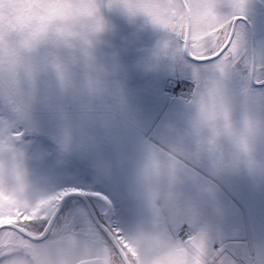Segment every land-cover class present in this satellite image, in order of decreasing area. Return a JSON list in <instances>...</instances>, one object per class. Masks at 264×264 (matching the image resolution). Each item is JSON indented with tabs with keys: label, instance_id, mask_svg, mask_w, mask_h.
<instances>
[{
	"label": "flooded vegetation",
	"instance_id": "obj_1",
	"mask_svg": "<svg viewBox=\"0 0 264 264\" xmlns=\"http://www.w3.org/2000/svg\"><path fill=\"white\" fill-rule=\"evenodd\" d=\"M251 1L256 6L264 5V0ZM188 6L192 14L191 5L188 4ZM252 6L254 5L248 1L245 11L238 7V13L231 17H244L236 22L235 38L237 40L247 38V41L240 50V57L223 64L221 57L197 63L186 56L180 30L186 26L184 18L182 25L176 28L169 20L166 25L159 24L156 28V41L154 43L152 41L150 47H147V42L144 45H137L146 41L147 32L142 28L146 26L141 23L142 27H138L145 40L141 37L135 44L130 40L131 27L133 28L134 23L131 24L125 19L123 27L125 23L127 29L118 35V40L124 43L127 51L119 55L115 52L116 35L112 28L105 35L104 42L99 45L96 55L106 61V64L102 65L111 74L108 79L120 86L126 102L121 100L116 108L108 106L92 108L82 98L81 88L77 85L76 95L69 97L71 90L67 97L63 98L59 94L61 108L50 112L55 113L52 117L53 121L58 119L60 122L73 124L70 132L76 135L75 141L86 152L83 159L89 162L86 164L81 160V165L92 166L94 174L100 176L99 187L103 186L108 190L106 192L104 189L97 188L104 193V196L92 195L91 203L95 212L100 218L103 212L108 213L111 215V221L118 222L116 219L118 213H125L124 211L130 207L117 204L118 200L114 198L117 196V191L121 189L123 195L126 194L135 201L139 198V202L144 205L136 206L133 201L135 208H141L142 213L147 212L152 218L151 227L146 233L147 238L142 241L156 250L151 233L159 223H163L168 232L187 224L197 231L198 236L204 233V246L208 243V239L211 241L216 236L228 238L230 231L233 233L238 231V235H244V240L248 239V242L250 240L252 245L250 251L241 244V256L250 264H264V196L256 192V197L251 202L257 210H253L251 205L252 211L232 199L236 196L237 201L243 202V198L238 200V175L229 171L237 172L238 152L232 149L219 129L214 130L202 121L188 122L184 119L190 115V106L198 92L197 89L191 95L180 94L179 96L171 95L166 89L170 79L196 80L194 83L198 90L210 82L218 81L232 104L233 118L237 122L242 114L241 108L247 109L250 105L257 107L259 101L256 97H263L258 91L264 86L253 88L251 92L247 87L264 85V63H261V60L258 61L259 43L250 13ZM112 16L111 21L114 22L116 19L119 21V18L113 19ZM253 46L256 49L254 66ZM147 54H153L155 58L149 55L147 57ZM147 58L150 61L148 64ZM179 64L184 67L181 69L183 71L181 75L176 73L179 70ZM123 65L126 66L125 69ZM196 70L209 71L202 80L203 83L200 81V76L196 75ZM0 103L7 105L6 110L0 107L2 129L14 133L13 125L17 124L19 127L23 126L27 133L43 134L42 137L52 140L53 146L57 147L61 153L64 148L66 149L64 140H53L47 134L34 130L31 120L23 117L12 104L7 102L1 90ZM115 111L120 113L118 120L114 118ZM62 130L70 129L63 127ZM149 132H152V137L157 144H153L147 138ZM196 135H203L216 144L210 146L211 148H224L227 153L223 161L228 166L212 167L209 161L194 158ZM25 140L19 142V144L22 143L21 150L34 151L35 142ZM162 140L167 145L164 155H161ZM184 143L189 145L192 153L184 151ZM50 145L49 142H42L43 147ZM256 147L258 157L264 158V143H258ZM25 157L28 165H35L34 158ZM44 157L49 158L48 153ZM17 158L19 161L20 157L17 156ZM64 159H66L64 167H68L69 158ZM103 159L107 161L103 162ZM116 160L121 162L120 167L114 165ZM78 162L79 159L75 158L72 164ZM39 165L42 169H46L49 164L45 160ZM260 165H262L260 169L262 173L257 177H264V164ZM124 166L127 167V175L119 170ZM219 167L221 171H217ZM139 169L142 171L136 178H139L142 185L137 197L126 187V182L130 178H133L130 179L132 182H136L133 175ZM221 173H223L222 176ZM262 180V187H264V179ZM65 189L68 188L65 187ZM90 191L95 193L94 190ZM158 201L160 203H157ZM259 205L261 207L258 209ZM84 206V210L87 211L85 204ZM101 219L108 227L111 226L107 218ZM87 239L95 246L110 247L111 245V242L107 240L108 237L100 229L97 230L96 238L88 237ZM197 239L200 241L199 237ZM118 242L121 245V242ZM186 257L187 255H184V264H188ZM113 259L118 260L117 253H109L105 256L103 264H112ZM162 264L167 263L162 260Z\"/></svg>",
	"mask_w": 264,
	"mask_h": 264
},
{
	"label": "rangeland",
	"instance_id": "obj_2",
	"mask_svg": "<svg viewBox=\"0 0 264 264\" xmlns=\"http://www.w3.org/2000/svg\"><path fill=\"white\" fill-rule=\"evenodd\" d=\"M177 1L178 0H147V11L153 20V27H142L140 22L134 23L133 28L131 27L132 33L130 34V40L135 44L140 41L141 37L143 40H145L143 33L141 35L140 30H138V27H142L147 32L145 37L146 41H143L137 45H144L145 42H147V47H150L151 42L153 41L154 43L156 41V28L159 26V24L166 25L167 20H169L174 25V28L178 26L180 27L182 25L183 11L181 10V7ZM248 1L250 4L254 5L252 6L253 9L250 13L252 14L254 28L256 29L258 35V61L261 60V63H264V5L262 4L263 6H256L251 0H247V2ZM3 2L4 0H0V5H2ZM231 8L232 12L231 14H228L222 11L220 0H194V2L191 4V15L198 16L200 18L208 17L212 20L230 19L233 15L238 13V5L233 2L231 4ZM112 18H119V21H117V19L114 22L111 21L116 35V44L114 50L119 55L123 53V51H127L124 43L118 40V35L126 31L127 26L124 23L123 27V21L125 20L123 16L119 14H113ZM246 41L247 38H240L238 40L239 50L243 49V45H245ZM148 55L149 54L146 56L148 57ZM96 56L98 62L101 65L106 64V61L102 60L101 56ZM149 56L155 58L153 54ZM148 63H150L149 58H147V64ZM124 66L125 65H123V68L125 69L126 66ZM178 66L179 70H177L176 73L181 75V73H183L181 69L184 67L181 64ZM107 67H109V65H107ZM27 71L29 72V75H31L33 70L28 69ZM208 72L209 71L206 70H196V75L200 76V81L202 83V80H204ZM194 78L198 79L197 77ZM171 80V85H173L172 87H177L175 90L182 88L186 91V94L190 92L192 94L196 89L198 91V88L194 83L196 80ZM76 88L77 87L71 89L72 92L70 93L69 97L76 95ZM170 89L171 88H168L167 90L170 92ZM0 90L5 95L7 102L12 104V106H14L23 117L31 120V125L34 127V130L47 134L53 138V140H64L67 145L66 149L64 148L61 154L53 155L52 152H49L47 147L42 146L43 134H34V141L36 144L34 146V151L30 152L26 149L21 150V148L13 149L12 144L9 141L8 133L6 130L2 129L0 125V153L8 152L10 154L9 162L7 164H5L3 161H0V206H5L6 204L11 203L12 208L15 211L17 207L24 208L37 205L38 202H42L46 198L53 196L58 190H64V187L68 188L65 191L71 192L70 195H67L63 198L62 206L50 228L48 233L49 236L46 242H35L23 239L22 237L17 236L15 233L0 232V255H2L4 251L12 252L14 250L17 252L20 250H26L36 257L38 264H51L53 256L59 259L60 264H85V261L93 258V256L98 257L103 261V258L109 255V248L103 250L101 246H94L91 243L92 241L90 242L87 239L88 237H97V230L99 229V226H95L94 222L89 216V213L84 210V204L91 203V199L93 198L92 195L94 196L101 194L104 196V193L98 191L97 188L104 189L106 192H108V190H106L103 186L99 187L100 176L98 174H94L92 166L89 167L85 164L81 165V160L86 164H89V162L83 159V156H86V152H84L85 150L82 149L80 145L78 146V143L75 141L74 137H76V135L70 132L73 128V124L70 122L66 124L64 121H58V119H56V121L52 120V117L55 115V113L50 112L57 111L61 108L59 99L60 93H52L50 96L41 94L35 82L32 83L31 88L27 92L13 90V93L10 96L5 94L2 84H0ZM258 93H260V96L263 97H256L259 101L257 107H252L250 105L247 109L241 108L242 113L244 111H250L254 114L264 115V88L259 90ZM61 96L63 98L67 97V95L64 94H61ZM13 127L18 128L19 125L15 124ZM63 127H67L70 130L63 131ZM195 137L196 141L193 151L194 158L197 160L205 159L206 161L210 162L212 167L216 165L228 166V164L223 161V157L227 153L224 148H211L210 146H214L216 144L203 135H196ZM188 150L189 145L184 143V151L192 153V151ZM47 153L50 155L49 158L44 157ZM17 156L20 157L21 160L19 159L18 161ZM25 156L34 158L35 165H28L26 163ZM64 158H69L70 163L68 162V167H64V161H66ZM75 158L79 159V162L73 165L72 162L75 160ZM45 160L49 165L46 166V169H42V166L39 164ZM103 160V162L107 161V159ZM16 161L18 162L16 163ZM112 165L113 162L111 166ZM114 165L116 167H120L121 162L116 160ZM126 168L127 167L124 166L119 170L123 171L124 175H127ZM261 168L262 165L255 161L245 159L238 152L237 172L229 170L232 174L237 173L238 175V200L243 198V202L241 203V201H237L236 196H233L232 199L242 207H247L249 211H252L251 205L253 210H257V208H255L251 202L254 201L256 192H259L260 196H264V187H262V179H264V177H257L258 174L262 173L260 171ZM219 170L221 171L220 167L217 169V171ZM141 171L142 169L136 170L135 174L133 175L136 179V182H132L130 180L133 178H130L126 182V187L135 193L137 197L139 196L142 183H140L139 178L136 177H139L137 174H140ZM222 174L223 173H221V176ZM115 177L120 178L119 176ZM90 190H94L95 193H92ZM114 198L118 200L117 204H119V206H129L130 209L128 208L127 211H124L125 213H118V218H116L118 222L116 220L111 221V215L103 212V215L101 214V218H107L111 226L126 229L130 223L138 220L144 215V213L141 212V208H135V205L133 204L134 201L136 206L144 205L139 202V198H137L138 201H135L134 198L131 199L126 194L123 195L121 189L117 191V196ZM157 203H160V201ZM260 207L261 205L258 206V209ZM93 210H95L94 207ZM260 211L263 212V210ZM96 216H98L97 218L100 224L108 228V226L102 221L97 213ZM151 219L142 222V225H138L137 234L141 240L147 238L146 233L151 227ZM6 222L9 223L13 221L9 219H3L0 221V223ZM48 224L49 222L40 221L29 225V228L34 233H43ZM231 232L232 231L229 232L230 236L228 238L224 236H216L211 241L208 239V243H206L203 248L204 251L200 252V250H198L197 253L200 255L198 258H201L200 261L202 264L208 260L213 264L217 263L218 261H222L224 264H234L238 262L249 264L245 262L244 259V261H242L233 257L232 259L235 261L229 260L226 262V258H223L222 253H225V250L233 251L235 247H238L239 249L241 247L240 244H243L244 247H247V249L251 251L252 245L250 240L249 242L245 241V243L242 241L244 240L243 236L238 238L237 235H234V233ZM83 233H86V238L80 236ZM201 234L204 237V233ZM113 238L115 240V237ZM199 238H201V244L199 245L202 246L205 242H203V238L201 236ZM222 238L224 240L227 238L232 243H228L224 247L222 246L223 248H221L220 251H218L219 245L216 247V249H213L211 243L217 242ZM116 242L119 244L118 241ZM6 245H11V247L6 248ZM229 245L232 246L229 247ZM195 247H197V245ZM192 261L193 264H195L194 260ZM10 264L26 263L22 258L18 257L17 259V257L14 255L10 261Z\"/></svg>",
	"mask_w": 264,
	"mask_h": 264
},
{
	"label": "clouds",
	"instance_id": "obj_3",
	"mask_svg": "<svg viewBox=\"0 0 264 264\" xmlns=\"http://www.w3.org/2000/svg\"><path fill=\"white\" fill-rule=\"evenodd\" d=\"M235 2L244 11L247 0H220L222 11L231 14ZM123 16L129 23L140 22L153 27L147 11V0H4L0 5V84L6 95L13 90L27 92L33 82L41 94L67 95L77 85L82 98L92 108L105 106L116 108L125 101L120 86L108 77L111 75L96 56L105 35L112 30L110 17ZM23 17V20H21ZM240 52L234 57H240ZM28 69H32L29 75ZM6 110L7 105L0 103ZM119 119V111L114 112ZM188 122L202 121L212 129H219L232 149L245 159L264 164L257 155V144L264 143V115L244 111L237 122L233 118L232 104L222 85L210 82L194 96ZM14 142L26 141L28 135L23 126L14 128ZM161 155L167 145L160 142ZM0 161L9 162L7 153H0ZM14 222L15 217L0 218ZM28 219V217H24ZM145 212L116 236L120 247L111 242L118 260L112 264H162L163 254L142 241L137 234L138 225L150 220ZM119 248V251H117ZM186 257L193 264L191 254L195 251V239L187 242ZM51 264H60L53 256ZM85 264H103L93 256Z\"/></svg>",
	"mask_w": 264,
	"mask_h": 264
},
{
	"label": "snow or ice",
	"instance_id": "obj_4",
	"mask_svg": "<svg viewBox=\"0 0 264 264\" xmlns=\"http://www.w3.org/2000/svg\"><path fill=\"white\" fill-rule=\"evenodd\" d=\"M194 0H187L191 5ZM181 10H184L183 4ZM244 17H233L230 19H217L198 16H189L186 18V26L181 29L182 43L190 56L194 59H208L211 57H221V63L231 62L240 50L238 47V40L235 38V22L237 19ZM75 191V190H72ZM71 192H61L59 195L48 197L37 205L30 207L19 208L15 211L12 204L0 206V218L14 216L15 220L12 223L0 224V232H11L22 238L30 240H42L43 233H34L29 225L36 222L45 221L51 222L56 213L59 211V205L63 198L70 195ZM18 213V214H17ZM28 217V219H24ZM106 231L108 232L109 239L122 232L121 228L109 226ZM6 248L11 245H6ZM119 251V248H117ZM13 252L4 251L0 255V264H10Z\"/></svg>",
	"mask_w": 264,
	"mask_h": 264
},
{
	"label": "water",
	"instance_id": "obj_5",
	"mask_svg": "<svg viewBox=\"0 0 264 264\" xmlns=\"http://www.w3.org/2000/svg\"><path fill=\"white\" fill-rule=\"evenodd\" d=\"M182 1V4L185 8V13L187 15V17L190 16L189 14V10L186 6V3L184 2V0H181ZM63 202V201H62ZM62 202L59 206V211H60V208L62 206ZM88 207H89V210H90V213H91V216L94 218V220L102 227V229H104L105 232L106 231V228L100 224L96 214L94 213L91 205L88 203ZM59 211L56 213L54 219L51 220V222L48 224L47 228L45 229V231L43 232L44 236L42 238L45 239L46 236L48 235L49 231H50V228L53 224V222L55 221L56 217H57V214L59 213ZM157 233V234H155ZM108 234V232H107ZM154 240L159 237L160 238V244H157L159 249H160V252L163 254V257L168 261L170 262L171 264H176L177 261H180L179 260V252L178 250L172 245V242L170 240V238L168 236H166L165 232L163 231V229L161 227H158L154 232H153V236ZM114 240V239H113ZM35 241H40V240H35ZM115 246L116 247H119L118 244L115 242Z\"/></svg>",
	"mask_w": 264,
	"mask_h": 264
},
{
	"label": "bare ground",
	"instance_id": "obj_6",
	"mask_svg": "<svg viewBox=\"0 0 264 264\" xmlns=\"http://www.w3.org/2000/svg\"><path fill=\"white\" fill-rule=\"evenodd\" d=\"M181 85V84H180ZM171 86H173V85H171ZM174 86H175V83H174ZM177 86H178V84H177ZM175 88H177V87H173L172 89H171V91L173 90V93L175 92V93H180V94H184L186 91L184 90V89H182V88H178V89H176L175 90ZM180 255H179V260L180 261H177L176 262V264H184V260H183V254H181V253H179ZM165 262L166 263H168V264H171L170 262H168L167 260H165Z\"/></svg>",
	"mask_w": 264,
	"mask_h": 264
}]
</instances>
